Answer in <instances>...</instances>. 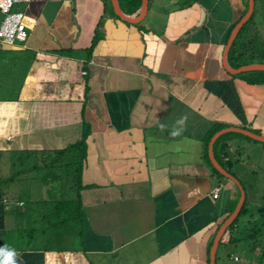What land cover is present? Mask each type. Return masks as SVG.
<instances>
[{"label": "crops", "instance_id": "1", "mask_svg": "<svg viewBox=\"0 0 264 264\" xmlns=\"http://www.w3.org/2000/svg\"><path fill=\"white\" fill-rule=\"evenodd\" d=\"M116 6L119 17L110 0L12 7L24 16L27 39L0 48V264H209L237 189L211 172L204 138L216 125L264 137V83L229 75L223 59L244 0ZM263 26L251 23L246 45L251 35L264 37ZM83 131L80 187L61 199L74 201L80 224L55 233L41 218L60 199L59 183L45 186L53 192L43 200L36 185L27 209L13 198L19 183L9 185L12 197L2 189L22 166L35 172L22 182L39 184L43 162ZM223 143L230 169L240 150L253 148L264 175V143L235 136ZM65 180L64 195L72 185ZM218 243L213 264H254L243 243L227 244V234Z\"/></svg>", "mask_w": 264, "mask_h": 264}, {"label": "trees", "instance_id": "2", "mask_svg": "<svg viewBox=\"0 0 264 264\" xmlns=\"http://www.w3.org/2000/svg\"><path fill=\"white\" fill-rule=\"evenodd\" d=\"M135 6H137L140 2V0H134ZM247 0H244V8L246 10ZM253 12L251 13L248 20L241 26V28L238 30L235 38L233 39L228 53H227V62L232 69H236L242 65L250 64L253 60H258V56L253 57L251 53V43L253 39L248 41L247 43L249 45H246L245 35L248 32V28L250 25L251 18L253 16ZM244 13H242L243 15ZM241 15V17H242ZM240 18V17H239ZM239 20V19H238ZM237 20V21H238ZM236 21V22H237ZM232 28V27H231ZM253 43V42H252ZM251 44V45H250ZM262 46V45H261ZM256 47V46H255ZM257 48H259L257 46ZM264 59V56L261 57ZM260 58V59H261ZM248 60V61H246ZM241 77L245 79H251L247 80L249 83H264V72H250L245 74H238L235 76ZM222 129L221 125H216L212 128L210 133L204 138L203 145H204V151L206 153V145L210 139V137L219 130ZM86 131H83L81 134V137L78 141H76L73 144H70L66 146L64 149L55 152L53 156H51L50 160H45V164L47 170H53L58 169V173H54L53 171L49 172V175L46 177V175H43L41 178V182L43 185L47 186L48 184H57L59 183V187L61 190V193L58 195V201L55 206L52 207L51 213H46L42 217L43 224L51 229L54 230L55 233L57 230H62L67 227L72 226L74 228L75 226L80 224L79 218L74 219V213L76 212V205L74 204V201H63L61 199L65 198V195L63 194L64 188L63 183L64 179L70 180L72 182V185H70L71 191L73 192V198L76 193V189L79 186V175L81 173V167H82V161L85 157V138H86ZM240 137L246 141L256 142L253 141L247 137H244L240 134L235 133H225L220 136H218L213 144H212V151H216L217 148H220L218 150L222 151L221 155L222 157L215 158L216 162L219 164V166L225 170L228 174H230L232 177H234L233 174L230 172L231 164L229 161L222 162L221 159L225 158L223 155L224 150H226V146L223 142H225L229 137ZM214 155V154H213ZM206 163L209 165L208 159L206 157V154L204 156ZM211 172L213 175L217 177L220 181H228L227 179L223 178L221 175H219L210 165ZM15 177V175H13ZM235 178V177H234ZM236 179V178H235ZM65 180V181H66ZM238 183L240 184L243 192H244V200L242 203V206L236 216V218L231 222V224L226 228L224 231V234H227V244H236V243H243L246 247L247 254L249 257H251L254 264H264V209H261L257 205H249L246 203V197H245V190L243 184L238 180ZM49 182V183H48ZM73 183L75 184V187H73ZM51 192H53L52 189H49ZM66 193V192H65ZM236 198L233 203V207L236 204L237 198H238V192L236 190ZM77 202V199L75 198V203ZM232 209L228 211L227 216L231 213ZM226 216V217H227ZM225 217V218H226ZM50 230V231H51ZM222 237L220 238L221 242ZM220 243H218L219 245Z\"/></svg>", "mask_w": 264, "mask_h": 264}, {"label": "rangeland", "instance_id": "3", "mask_svg": "<svg viewBox=\"0 0 264 264\" xmlns=\"http://www.w3.org/2000/svg\"><path fill=\"white\" fill-rule=\"evenodd\" d=\"M253 16L251 18L250 21V25L251 23H253V21L256 20V18H258V20L261 22V24H264V0H253ZM250 25H249V29H250ZM264 28V26H263ZM262 34L264 35V31L262 32ZM252 39H253V43L251 45V53L253 57L258 56V60L264 63V59H262L261 57L264 56V37L262 35H251ZM262 45V46H261ZM256 46V47H255ZM257 46L259 48H257ZM261 58V59H260ZM248 61V60H246ZM264 65V64H263ZM252 142L250 141V144ZM259 145V144H258ZM236 160H238V162H240V164L237 165V167L232 170L230 169L231 174L234 175V177L236 179H238L244 186V190H245V197H246V203L249 205H252V203L254 205H257L258 207H260L261 209H264V175H261L259 173L260 171V167H257L258 162H257V153L256 150H254L253 148H246V149H242L239 151V154H237L236 156ZM26 168V166H25ZM21 173L18 176V181H14L12 184H8V190L6 189H2V192L6 193V196H11V190L13 187L15 186V183H19V188L16 189L14 193L13 198L15 200H21L25 205H24V209H27L28 206L30 205L31 200L34 198L33 196V191H34V187L36 186L37 190H38V194L41 197V200H43V198H51L52 196V192L50 190L47 189V191H45L46 187L45 185H43V183L39 181V184H37L36 182L33 184V186L31 187H27V183L22 182L21 178H24V180L27 181V177L31 176V174H35V172H33V170L31 169H27L25 170L24 167L22 166L21 168ZM42 173L43 175H46V177L49 175L50 171H53L54 173H58V169H51V170H47L46 167H42ZM55 173V174H56ZM23 174V175H22ZM32 174V175H33ZM39 176V175H38ZM42 176V175H41ZM39 179V178H38ZM10 185V187H9ZM65 185V184H63ZM69 185V182H67V186ZM1 187L2 185H0V191H1ZM16 187V186H15ZM56 188L58 187L57 184H51L50 188ZM72 196V192L66 191L65 193V197H70ZM262 196V197H261ZM12 197V196H11ZM36 219V221L38 222L40 220V218L38 217V213L35 212V214L33 215ZM42 220V218H41ZM33 236H36V234L34 233ZM35 240V239H34ZM29 245H31L30 243H28ZM40 244V242H39ZM73 246V250H76L78 248V244L73 242L72 243ZM241 246V245H240ZM243 247L244 252H246V247L245 245L241 246ZM230 251H234V248H230ZM237 251V250H235Z\"/></svg>", "mask_w": 264, "mask_h": 264}, {"label": "water", "instance_id": "4", "mask_svg": "<svg viewBox=\"0 0 264 264\" xmlns=\"http://www.w3.org/2000/svg\"><path fill=\"white\" fill-rule=\"evenodd\" d=\"M143 1V0H142ZM110 4L111 7L115 13V15H117L118 17L120 16V13L117 9L116 6V0H110ZM253 11V0H247V5H246V11L245 13L242 15V17H240V19L233 25V27L231 28L227 40H226V44L224 46V50H223V59L224 62L226 60V55H227V51L233 41V39L235 38L238 30L241 28V26L248 20V18L250 17L251 13ZM226 72L233 76V75H237L240 73H245V72H252V71H263L264 72V65L263 64H248V65H242L236 69H231V68H225ZM236 133V134H240L244 137H247L253 141L259 142V143H264V137L258 136L256 134H253L247 130H242V129H238V128H227V129H222L219 130L218 132L214 133L208 143H207V157L209 160V163L211 165V167L219 174L221 175L223 178L227 179L228 181H230L237 189L238 191V198L236 201V204L233 208V210L231 211V213L223 220V222L220 224V226L218 227L213 239H212V243L211 246L209 248L208 251V258H209V264H213V260H214V253L216 250V247L218 245V242L220 240V238L222 237L224 231L226 230V228L231 224V222L236 218L243 200H244V192L240 186V184L238 183V181L232 177L230 174H228L225 170H223L219 164L216 162V160L214 159L213 155H212V144L214 142V140L225 133Z\"/></svg>", "mask_w": 264, "mask_h": 264}, {"label": "built area", "instance_id": "5", "mask_svg": "<svg viewBox=\"0 0 264 264\" xmlns=\"http://www.w3.org/2000/svg\"><path fill=\"white\" fill-rule=\"evenodd\" d=\"M32 0H0V48L13 46L25 42L27 39L24 16L22 12L12 11L14 5H27ZM84 74V72H81ZM219 189L215 188L211 193V199L217 198ZM235 261L236 259L233 258Z\"/></svg>", "mask_w": 264, "mask_h": 264}, {"label": "clouds", "instance_id": "6", "mask_svg": "<svg viewBox=\"0 0 264 264\" xmlns=\"http://www.w3.org/2000/svg\"><path fill=\"white\" fill-rule=\"evenodd\" d=\"M182 122H183V121H181V123H182ZM176 134H178V133H176V132L173 133V135H176ZM13 264H14V262H13Z\"/></svg>", "mask_w": 264, "mask_h": 264}, {"label": "snow or ice", "instance_id": "7", "mask_svg": "<svg viewBox=\"0 0 264 264\" xmlns=\"http://www.w3.org/2000/svg\"><path fill=\"white\" fill-rule=\"evenodd\" d=\"M0 255H2V254H0Z\"/></svg>", "mask_w": 264, "mask_h": 264}]
</instances>
